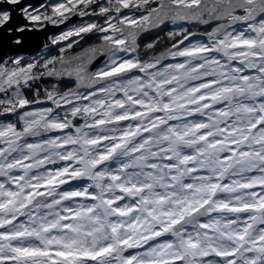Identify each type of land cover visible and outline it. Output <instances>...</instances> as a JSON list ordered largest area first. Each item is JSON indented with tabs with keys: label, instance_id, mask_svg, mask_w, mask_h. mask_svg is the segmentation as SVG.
Listing matches in <instances>:
<instances>
[{
	"label": "snow or ice",
	"instance_id": "snow-or-ice-1",
	"mask_svg": "<svg viewBox=\"0 0 264 264\" xmlns=\"http://www.w3.org/2000/svg\"><path fill=\"white\" fill-rule=\"evenodd\" d=\"M49 26L0 57V264H264V0H0Z\"/></svg>",
	"mask_w": 264,
	"mask_h": 264
},
{
	"label": "water",
	"instance_id": "water-1",
	"mask_svg": "<svg viewBox=\"0 0 264 264\" xmlns=\"http://www.w3.org/2000/svg\"><path fill=\"white\" fill-rule=\"evenodd\" d=\"M42 2V0H32V3L38 4ZM78 21V18H73V21L71 23H75ZM22 22V21H21ZM64 26H60V28H56L53 26H49L46 30L44 31H39V32H31V33H25L24 34V43L19 46L15 47L11 44L8 43L7 39L4 41V44L2 47H0V57L3 59H8L9 57H15L16 55H23V56H30L34 55L38 52H40L43 49V45L47 42V38L49 36H52L54 34H58L59 31L63 28ZM171 25H168L167 27H164L162 31L170 28ZM205 28V26H202ZM162 31H158L153 34H146L145 38L148 36L152 35H157L161 33ZM197 38H204L198 36ZM142 42V41H141ZM170 61H166L165 63H168ZM2 119V118H0Z\"/></svg>",
	"mask_w": 264,
	"mask_h": 264
},
{
	"label": "trees",
	"instance_id": "trees-1",
	"mask_svg": "<svg viewBox=\"0 0 264 264\" xmlns=\"http://www.w3.org/2000/svg\"><path fill=\"white\" fill-rule=\"evenodd\" d=\"M170 29H172V26L170 27V28H168V29H166V30H164V31H162L161 33H159V34H157L160 38H161V45H160V47H159V49H158V51H161V50H163V48L167 45V40H166V33L170 30ZM199 30L201 31V32H203V31H205L204 30V28H199ZM157 35H152V36H148L147 38H145L144 40H142V42H141V44H142V46H143V44L144 43H148V42H150L152 39H154ZM98 41L95 39V38H93V39H90L89 41H88V43H97ZM82 44H83V42H82ZM83 46H87V44H83ZM77 51H79V48H77L76 49ZM151 54V53H150ZM21 56H23V55H21ZM25 58H27L26 56H24ZM67 86L68 87H71L72 85L71 84H67ZM3 119V118H2ZM9 119H12V118H9Z\"/></svg>",
	"mask_w": 264,
	"mask_h": 264
},
{
	"label": "built area",
	"instance_id": "built-area-1",
	"mask_svg": "<svg viewBox=\"0 0 264 264\" xmlns=\"http://www.w3.org/2000/svg\"><path fill=\"white\" fill-rule=\"evenodd\" d=\"M46 54H47V50H45V49L43 48L39 53L34 54L32 57H30V56H26V57H27L26 59H30V58L37 57V56H39V55H46ZM52 54H56V53L53 52Z\"/></svg>",
	"mask_w": 264,
	"mask_h": 264
},
{
	"label": "rangeland",
	"instance_id": "rangeland-1",
	"mask_svg": "<svg viewBox=\"0 0 264 264\" xmlns=\"http://www.w3.org/2000/svg\"><path fill=\"white\" fill-rule=\"evenodd\" d=\"M85 19H87V18H85ZM79 22V19H78V21L77 22H75V23H78ZM172 26V29L175 27L174 25H171ZM202 27V26H201ZM200 27V28H201ZM172 29H170V30H172ZM169 30V31H170ZM193 30H197V31H200L199 29H193ZM205 30V29H204ZM201 32V31H200ZM197 39H200V40H203L204 38H197ZM39 53V52H38ZM33 55H30V57H32ZM170 62H173V61H170ZM4 122H7V120H4Z\"/></svg>",
	"mask_w": 264,
	"mask_h": 264
},
{
	"label": "flooded vegetation",
	"instance_id": "flooded-vegetation-1",
	"mask_svg": "<svg viewBox=\"0 0 264 264\" xmlns=\"http://www.w3.org/2000/svg\"><path fill=\"white\" fill-rule=\"evenodd\" d=\"M202 28H204V27H202ZM205 29V28H204ZM208 30H210V29H208Z\"/></svg>",
	"mask_w": 264,
	"mask_h": 264
}]
</instances>
